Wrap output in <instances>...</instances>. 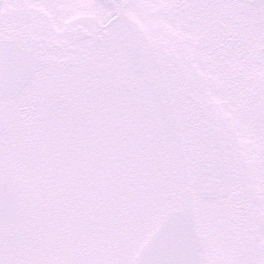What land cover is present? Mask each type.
Returning <instances> with one entry per match:
<instances>
[{
  "label": "snow or ice",
  "instance_id": "obj_1",
  "mask_svg": "<svg viewBox=\"0 0 264 264\" xmlns=\"http://www.w3.org/2000/svg\"><path fill=\"white\" fill-rule=\"evenodd\" d=\"M0 264H264V0H0Z\"/></svg>",
  "mask_w": 264,
  "mask_h": 264
}]
</instances>
